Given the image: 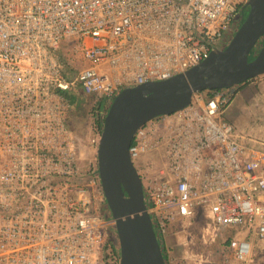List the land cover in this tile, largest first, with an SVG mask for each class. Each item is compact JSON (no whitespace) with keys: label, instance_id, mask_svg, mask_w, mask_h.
I'll use <instances>...</instances> for the list:
<instances>
[{"label":"built area","instance_id":"built-area-1","mask_svg":"<svg viewBox=\"0 0 264 264\" xmlns=\"http://www.w3.org/2000/svg\"><path fill=\"white\" fill-rule=\"evenodd\" d=\"M246 3L0 0V264H119L120 254L110 256L115 219L104 214L102 128L93 120L83 140L68 126L71 94L94 98L103 127L123 88L227 47ZM237 86L194 92L139 126L129 151L161 235L200 207L213 238L234 228L230 255L264 264V148L224 117Z\"/></svg>","mask_w":264,"mask_h":264},{"label":"water","instance_id":"water-1","mask_svg":"<svg viewBox=\"0 0 264 264\" xmlns=\"http://www.w3.org/2000/svg\"><path fill=\"white\" fill-rule=\"evenodd\" d=\"M250 10L228 46L172 77L123 88L103 120L98 148L99 174L115 219L119 264H167L148 211L141 176L130 156L137 128L186 105L194 92L240 84L264 73V0H249Z\"/></svg>","mask_w":264,"mask_h":264},{"label":"rangeland","instance_id":"rangeland-1","mask_svg":"<svg viewBox=\"0 0 264 264\" xmlns=\"http://www.w3.org/2000/svg\"><path fill=\"white\" fill-rule=\"evenodd\" d=\"M233 35L234 33L228 40L229 42ZM72 96L74 101L67 124L83 140H86L93 121L90 109L94 98L81 88L74 90ZM256 96L264 97V91H261ZM226 109L225 118H227ZM261 109L262 112H250L243 119L238 117L235 120L239 126H244L250 134L259 139L257 141L258 144L264 141V106ZM207 223L206 215L198 207L192 217L179 219L165 235H162L169 264H241L234 256L229 254L226 248V237L233 234L231 231L234 228L224 227L213 238L206 230ZM116 241L120 247L119 239Z\"/></svg>","mask_w":264,"mask_h":264},{"label":"crops","instance_id":"crops-1","mask_svg":"<svg viewBox=\"0 0 264 264\" xmlns=\"http://www.w3.org/2000/svg\"><path fill=\"white\" fill-rule=\"evenodd\" d=\"M237 88V94L227 107L228 109H226L227 119L235 125L236 130L247 144L264 148V141L260 142L261 144H258L257 141H259V139H256L245 129L244 126H239L235 121L238 117L243 119V117L250 114V112H262L261 107L264 106V97H257L256 95L261 91H264V75L260 74L250 78L238 84ZM262 170L264 171V168ZM246 233V230L242 232L243 235Z\"/></svg>","mask_w":264,"mask_h":264},{"label":"trees","instance_id":"trees-1","mask_svg":"<svg viewBox=\"0 0 264 264\" xmlns=\"http://www.w3.org/2000/svg\"><path fill=\"white\" fill-rule=\"evenodd\" d=\"M263 41H264L263 38L259 39V41L257 43V46L255 48H253V50L251 51L249 59L254 58L258 54V51H259L261 45L263 44ZM71 101H72V104H73L74 98H73L72 94H71ZM93 112H94L93 120L99 126V128L101 129L102 128V115H101V113H96L95 109L93 110V108H91L90 109V113L92 114ZM145 201H146V205L149 207L150 206V201L148 200L147 197L145 198ZM105 215L108 216V217L112 216L111 210L108 207V205H107V209H106ZM153 225H154V229H155L156 235L158 237V240H159V242L161 244V247H162V250H163V253H164V256H165V260H166L167 264H169L168 261H167V256H166L165 249H164V241H163L162 235L160 234V231L157 228V225L154 223V220H153ZM113 233H115V235L117 236L115 228L113 229ZM115 243H116V240H115V238H113V240H112V250H113V252L110 254L111 257H113L112 254H115V255H119L120 254V247H118V246L116 247Z\"/></svg>","mask_w":264,"mask_h":264},{"label":"flooded vegetation","instance_id":"flooded-vegetation-1","mask_svg":"<svg viewBox=\"0 0 264 264\" xmlns=\"http://www.w3.org/2000/svg\"><path fill=\"white\" fill-rule=\"evenodd\" d=\"M249 10H250L249 3H246L239 8L238 13H237V19L231 26V30H230L231 33H234L237 30V28L240 26L238 24H241V22L246 18Z\"/></svg>","mask_w":264,"mask_h":264}]
</instances>
